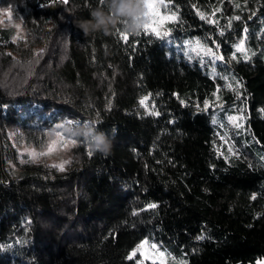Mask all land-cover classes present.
Returning <instances> with one entry per match:
<instances>
[{
  "label": "trees",
  "instance_id": "1",
  "mask_svg": "<svg viewBox=\"0 0 264 264\" xmlns=\"http://www.w3.org/2000/svg\"><path fill=\"white\" fill-rule=\"evenodd\" d=\"M152 1L135 35L84 32L105 0H0L26 29L0 28V264H138L145 237L264 264V0ZM50 131L74 141L62 170L9 137Z\"/></svg>",
  "mask_w": 264,
  "mask_h": 264
},
{
  "label": "rangeland",
  "instance_id": "2",
  "mask_svg": "<svg viewBox=\"0 0 264 264\" xmlns=\"http://www.w3.org/2000/svg\"><path fill=\"white\" fill-rule=\"evenodd\" d=\"M154 1L150 0L148 3L153 4ZM147 9L144 8V12ZM10 13V17H9ZM154 16V8L152 9V15ZM0 28H10L13 31V38L15 40L24 38L26 36V29L20 17L10 9L0 10ZM58 132L50 131L46 135L45 139L40 143L27 142L23 135L19 133H10L9 137L16 146L20 158L22 154H27L28 157L36 162H46L59 165H66L70 153V146L72 142L70 139L64 137L63 141L58 140ZM55 141V144L53 142ZM49 147H52V151L49 152ZM35 152L37 155L35 158L31 156V153ZM146 242V243H145ZM144 244L143 248L139 246ZM152 245H156L155 248ZM135 252L138 264H182L185 256L184 251L177 248H172L168 244H160L151 241L148 237L141 240L133 249L131 254ZM162 254V255H161Z\"/></svg>",
  "mask_w": 264,
  "mask_h": 264
},
{
  "label": "clouds",
  "instance_id": "3",
  "mask_svg": "<svg viewBox=\"0 0 264 264\" xmlns=\"http://www.w3.org/2000/svg\"><path fill=\"white\" fill-rule=\"evenodd\" d=\"M108 11L101 9L91 13L92 19L81 24L85 33L103 31L108 32L118 22L123 21V28L129 34L141 30L144 20V0H105ZM89 125L88 123H85ZM93 152L108 154L111 141L103 132H97L91 126L90 138L85 141Z\"/></svg>",
  "mask_w": 264,
  "mask_h": 264
},
{
  "label": "snow or ice",
  "instance_id": "4",
  "mask_svg": "<svg viewBox=\"0 0 264 264\" xmlns=\"http://www.w3.org/2000/svg\"><path fill=\"white\" fill-rule=\"evenodd\" d=\"M64 2L67 3V0H64ZM144 8L147 9V11H145V12L143 13V16H144V20L147 21V20L149 19V17L152 15V9L154 8V5H153L152 3H147V2H146V3H144ZM9 17H10V13H9ZM171 18H172V17H169V19H171ZM201 18L203 19L204 17L201 16ZM237 19H238V17H237ZM147 28H148V24H147V23H143L141 29H143V30H147ZM221 34H222V33H221ZM135 35H140V31H138L137 33H135ZM157 35H159V33H157ZM120 37H121V39H123L125 42H127V38H128V37H127V34H126V33H120ZM242 49H243V44L241 43V45L238 47L237 50L240 51V50H242ZM206 54H207V55H213L211 49L207 50ZM219 58L222 59V57H219ZM233 58L235 59V57H233ZM140 103H141V104H144V101L141 100ZM229 119L232 120V121H235L237 118H236V117H229ZM236 126H237V127H241V125H239V124H237ZM58 140L63 141V140H64V137H63L62 135H59V134H58ZM69 142L74 143V141H69ZM53 144H55V141L53 142ZM50 151H52V147H49V152H50ZM89 154H91V152H90ZM36 155H37V154H36L35 152L31 153V156H32L33 158H35ZM53 166H54V167H60L61 170H62V168H63L62 165H59V166H57V165H53ZM253 198H255V197H253ZM151 207H156V205H151ZM198 239H203V237H198ZM145 243H146V242H145ZM139 247H140V248H143V247H144V244L142 243ZM152 247L155 248L156 245H152ZM132 255L134 256V255H135V252H133ZM161 255H162V254H161ZM130 258H131V257H130Z\"/></svg>",
  "mask_w": 264,
  "mask_h": 264
}]
</instances>
